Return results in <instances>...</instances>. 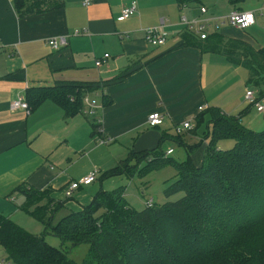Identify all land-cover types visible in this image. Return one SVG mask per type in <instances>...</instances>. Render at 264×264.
<instances>
[{
    "label": "crops",
    "instance_id": "0c3cea01",
    "mask_svg": "<svg viewBox=\"0 0 264 264\" xmlns=\"http://www.w3.org/2000/svg\"><path fill=\"white\" fill-rule=\"evenodd\" d=\"M59 1L61 6L20 18L15 0H0L2 214L15 220L21 212L25 198L14 192L24 184L48 191L68 211H80L104 191L102 184L93 187L104 181L103 174L126 160L130 152L161 150L166 154L173 150L169 143L174 142L185 149L178 156L182 160L188 155L186 146L194 145L188 137L195 138L190 132L196 127L197 117L210 110L234 116L245 113L241 119L244 127L263 129L264 114L250 107L246 99L250 88L247 70L230 62L223 53L182 44L184 34L194 37L203 47L211 35L220 34L225 43H231L230 47H240L234 44L240 42L255 50L264 48L242 33L247 29L220 26L213 21L233 11L257 13L264 8V0H242L237 4L227 0L221 12L209 7L214 0H206V4L203 0H92L89 7L83 6L84 0ZM247 1L253 5L250 7ZM133 3L137 7L135 14L119 20L122 10ZM175 3L181 13H177ZM203 7L206 14L201 13ZM181 15L189 20H208L207 39L201 40L199 35L185 30ZM161 26L169 37L164 45L151 46L145 39L146 30ZM222 27L227 28L220 30ZM248 29L263 39L264 16L258 12L256 25ZM76 32L80 34L76 36ZM58 36H67L69 44L54 51L47 40ZM106 54L109 59L96 67ZM121 75L124 78L115 81ZM63 83L96 86L97 90L84 99L81 113L67 117L52 100L34 110L12 108L19 98L26 102V92L32 87ZM91 95L99 101L90 100ZM103 96L111 99L110 106H103ZM154 112L164 117L156 128L147 123ZM186 121H190L192 130L184 131L188 133L182 140L173 141L177 136L175 128ZM98 123L100 129L94 134L93 125ZM202 141L195 143L200 147L191 155L196 166L201 164L209 142ZM117 146L127 153L122 160L113 149ZM173 155L174 150L167 157ZM94 171V183L81 186L69 199L65 197L64 189L69 184ZM110 179L113 178L106 180Z\"/></svg>",
    "mask_w": 264,
    "mask_h": 264
},
{
    "label": "trees",
    "instance_id": "16d2710c",
    "mask_svg": "<svg viewBox=\"0 0 264 264\" xmlns=\"http://www.w3.org/2000/svg\"><path fill=\"white\" fill-rule=\"evenodd\" d=\"M229 1L237 4L242 0ZM14 5L24 18L60 5V1L15 0ZM183 38L182 46L223 53L230 62L244 67L249 73V90L258 98L264 96V48L255 50L240 42L234 43L240 47H230L220 34L211 35L204 47L190 35ZM123 78L118 76L115 81ZM59 85L27 90L29 109L52 100L72 117L83 111L87 94L97 90L94 84ZM111 103L103 96L104 107ZM244 114L210 110L197 117L190 133L198 136L205 129L203 140H209L199 166L191 158L200 147L194 144L186 146L188 155L183 162L161 150L130 152L126 160L103 174L104 179L132 177L138 169L136 161L138 165L148 161L154 168L171 163L176 175L163 193L167 198L183 194L174 202L154 203L151 208L145 205L138 211L126 200L125 190L118 188L100 192L90 205L75 212L54 201L48 191L21 185L14 192L25 198L20 210L44 226V235L27 232L0 212L1 253L15 264H264V129L256 132L244 127ZM93 128L95 134L100 123ZM182 138L177 134L173 141ZM223 140H232L233 148H219ZM37 195L43 198L42 204L33 198ZM61 210L67 214L56 220ZM47 235L57 238L60 248L48 244ZM82 246L87 251L78 263L70 256Z\"/></svg>",
    "mask_w": 264,
    "mask_h": 264
},
{
    "label": "rangeland",
    "instance_id": "374dc122",
    "mask_svg": "<svg viewBox=\"0 0 264 264\" xmlns=\"http://www.w3.org/2000/svg\"><path fill=\"white\" fill-rule=\"evenodd\" d=\"M203 3H207L206 0H203ZM225 3H228L227 0H214V4L209 6L211 8H215L217 12H221L222 9L225 7ZM248 5L251 7L253 5L251 1H247ZM176 6V11L177 13L179 12L177 9V3H175ZM224 6V7H223ZM164 9H168L167 7ZM182 16V15H181ZM227 26H230L228 24H225ZM227 28V27H222L220 30ZM242 33L250 35L252 38H254L256 41H258V44H260L262 47H264V32L262 33V37H259L258 35H255L254 32L251 29H247L246 31H242ZM247 75L248 72L246 71ZM89 98V97H88ZM90 100H95L96 102L99 101L98 98H94L93 95L89 98ZM256 110V109H255ZM262 119H264V116H261ZM264 129V127H263ZM261 129V130H263ZM260 129H255L253 131L260 132ZM204 132L205 129L201 132L198 133V136H195L194 139H189L192 140L193 144H200L199 141H202L204 139ZM188 133V132H187ZM186 132L182 134L184 135L187 134ZM174 142H170V147L173 148L175 151V155L171 156V158L174 161H184L187 159V156L184 157V159L180 160L178 156H180L182 153H184L185 149L182 148L179 145L173 144ZM103 147H106V145L99 144ZM108 145V144H107ZM112 145H110L111 147ZM234 142L232 140H223L220 142L219 148L222 150H229L233 148ZM114 150L118 151L117 153V158L118 160H122L126 157V151H123L120 146H117L116 148L113 147ZM136 161L134 165L138 166V169L135 171L134 175L132 177H128L125 175H121L117 178H113L110 180L104 179V181L96 183L93 187H97L100 184H102L103 190L104 191H112L115 189H118L119 187L122 186V188L125 190L126 193V198L127 201L129 202L130 206H132L134 209L140 211L143 208H145V202L147 199H153L154 203L157 206L163 205L165 202H174L181 198L183 194H175L171 196L170 198H167L164 196L163 191L168 187V184L170 181H172L175 178L176 175V170L173 168V164H165L160 167L154 168L148 166V161L142 162L140 165H138ZM82 170V168H81ZM103 178V176L101 177ZM114 184V185H111ZM78 191V190H77ZM50 195V193H49ZM36 201L39 200L38 204H42L44 201L43 198H41L40 195L34 196L33 197ZM46 200V199H45ZM14 207V205H13ZM15 209H18L17 205L15 206ZM34 210V208H33ZM67 211V210H66ZM65 210L58 211L56 215V220H58L61 216L66 215ZM17 217L15 218V222L22 227L24 230L27 232L33 234V235H44L45 228L44 226L34 220L33 218L27 216L24 214L22 211L16 215ZM45 240L50 244L51 246H54L56 248H60V242L57 238L47 235L45 236ZM87 251V246H82L80 248L75 249L72 254L71 258L75 260L76 262L80 263ZM1 252V251H0ZM1 254V253H0Z\"/></svg>",
    "mask_w": 264,
    "mask_h": 264
},
{
    "label": "built area",
    "instance_id": "2783aa9c",
    "mask_svg": "<svg viewBox=\"0 0 264 264\" xmlns=\"http://www.w3.org/2000/svg\"><path fill=\"white\" fill-rule=\"evenodd\" d=\"M92 3V0H84L83 6L89 7ZM136 3H133L131 6L126 7L122 10L121 16L119 20L123 21L132 17L136 12ZM261 16H264V8L258 11ZM258 12H241V11H233L228 16H224L221 18H216L213 21L216 22L217 25H225L228 24L230 26L236 27L240 30H246L254 25L257 22ZM201 13L206 14L207 10L203 7L201 8ZM181 25L190 32H194L196 35L200 36L201 40L207 39V29L209 28V21L206 19H196V20H189L187 17H181ZM80 33L76 32L75 35H79ZM169 37V32L165 29L164 26L158 28H152L146 30V41L154 47L162 46L166 43ZM48 45L54 50L59 51L63 48H66L69 44L67 36H58L52 37L47 40ZM1 53V49H0ZM109 55L106 54L103 59L98 60L96 62V67L102 66L106 60L109 59ZM246 99L250 105H252L257 112L264 114V96L258 98V94L254 90H248L246 94ZM13 109H24L28 110L29 107L27 103L24 101L23 98H19L17 101L12 103ZM163 115L158 112L151 113L147 118V123L150 127L156 128L162 125L163 123ZM192 126L190 121H186L182 123V125L177 126L175 128V132L177 134H182L184 131H191ZM173 150L167 151L166 155H171ZM97 179V172H91L83 179L73 182L69 184L64 189V194L67 199L71 198L81 186H87L94 183ZM146 207L151 208L154 205L153 199H148L145 203ZM1 253V252H0ZM0 264H15L12 260L7 259L2 253L0 254Z\"/></svg>",
    "mask_w": 264,
    "mask_h": 264
}]
</instances>
